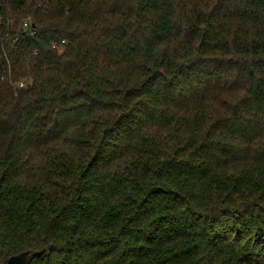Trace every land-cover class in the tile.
I'll return each instance as SVG.
<instances>
[{
	"label": "trees",
	"instance_id": "16d2710c",
	"mask_svg": "<svg viewBox=\"0 0 264 264\" xmlns=\"http://www.w3.org/2000/svg\"><path fill=\"white\" fill-rule=\"evenodd\" d=\"M26 250L264 264V0H0V264Z\"/></svg>",
	"mask_w": 264,
	"mask_h": 264
},
{
	"label": "water",
	"instance_id": "95a60500",
	"mask_svg": "<svg viewBox=\"0 0 264 264\" xmlns=\"http://www.w3.org/2000/svg\"><path fill=\"white\" fill-rule=\"evenodd\" d=\"M34 256V252L26 250L10 256L6 262L1 264H31Z\"/></svg>",
	"mask_w": 264,
	"mask_h": 264
},
{
	"label": "built area",
	"instance_id": "2783aa9c",
	"mask_svg": "<svg viewBox=\"0 0 264 264\" xmlns=\"http://www.w3.org/2000/svg\"><path fill=\"white\" fill-rule=\"evenodd\" d=\"M25 26H27V23H25ZM23 85H24V82H21L20 86H23Z\"/></svg>",
	"mask_w": 264,
	"mask_h": 264
}]
</instances>
